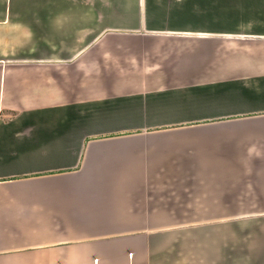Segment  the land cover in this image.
<instances>
[{
  "label": "crops",
  "instance_id": "obj_1",
  "mask_svg": "<svg viewBox=\"0 0 264 264\" xmlns=\"http://www.w3.org/2000/svg\"><path fill=\"white\" fill-rule=\"evenodd\" d=\"M0 264H264V0H0Z\"/></svg>",
  "mask_w": 264,
  "mask_h": 264
},
{
  "label": "rangeland",
  "instance_id": "obj_2",
  "mask_svg": "<svg viewBox=\"0 0 264 264\" xmlns=\"http://www.w3.org/2000/svg\"><path fill=\"white\" fill-rule=\"evenodd\" d=\"M200 171H202V169H200ZM236 209V208H235Z\"/></svg>",
  "mask_w": 264,
  "mask_h": 264
}]
</instances>
